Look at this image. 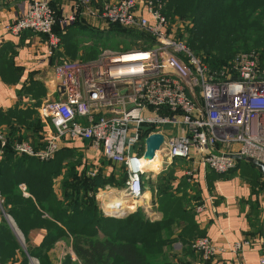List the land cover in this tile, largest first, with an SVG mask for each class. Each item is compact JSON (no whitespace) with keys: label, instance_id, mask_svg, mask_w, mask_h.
Masks as SVG:
<instances>
[{"label":"built area","instance_id":"built-area-1","mask_svg":"<svg viewBox=\"0 0 264 264\" xmlns=\"http://www.w3.org/2000/svg\"><path fill=\"white\" fill-rule=\"evenodd\" d=\"M50 1L19 0L3 28L12 37L42 36L46 44L37 61L45 69L47 89L38 110L45 128L44 148L36 152L17 145L18 155L46 162L60 146L83 142L109 163L122 166L126 179L121 195L103 209L109 217L128 215L141 205L147 174L144 141L151 134L162 135L156 154L168 164L193 155L206 169L226 175L238 164L228 156L238 155L264 166V64L258 53H239L226 67L209 68L169 31L161 0H117L96 9L94 0H67L71 6L59 17ZM84 13L93 25L138 33L146 41L137 39L138 45H150L102 50L92 60L51 64L60 45L54 26L72 24ZM193 172L186 175L193 177ZM202 209L198 206L196 212ZM2 217L13 225L4 212ZM262 228L264 233V210ZM261 240L257 264H264V234ZM247 246L246 241L234 245L237 264H243L240 254ZM190 247L202 261L210 260L215 251L206 237ZM172 249L179 252L181 245L175 243Z\"/></svg>","mask_w":264,"mask_h":264},{"label":"trees","instance_id":"trees-1","mask_svg":"<svg viewBox=\"0 0 264 264\" xmlns=\"http://www.w3.org/2000/svg\"><path fill=\"white\" fill-rule=\"evenodd\" d=\"M229 1L168 0L171 10L176 15L190 17L194 22V27L199 32L196 36L198 44L193 41L190 43V47L198 56L205 58L204 60L199 58V60L211 69L226 67V65L220 67L217 64L224 61L227 55L235 53L239 46L256 47L257 44L255 45L250 41L253 36H261L260 40H256L259 43L264 37V27L260 28L257 24L264 19V0H233L231 5L228 4ZM164 2L161 0L162 11L165 15L170 10L167 11ZM103 3L104 1H100L98 4L94 0L92 7L96 9ZM0 5L3 4L0 3ZM50 6L55 11L56 16L59 17L61 13L54 7L52 1H50ZM106 27L105 30H100L96 25H80L76 21L65 27L56 24L54 31L60 38V45L52 57L51 64L53 62L75 61L58 57L62 42L64 43V38L69 29H75L82 37L91 34V32L108 31L109 33L133 35L134 40L142 38L146 42L138 33L135 36V33L126 32L118 26ZM257 31L259 33H256ZM23 34L30 33H22L20 36ZM231 34L234 36H227ZM227 37L232 41L228 44L229 52L224 55L222 50L216 48L215 42L225 40ZM75 40L76 38H74ZM144 42L140 44L143 47L138 48H147L150 45V43L144 44ZM92 43L98 46L95 49L100 48L98 43L93 41ZM212 51H216L215 56H212ZM254 52L258 53L257 51ZM258 55L261 63L264 64V57L259 53ZM44 75L45 69L32 72L29 84H23L16 90L18 97L30 95L34 104L31 106L15 104L11 108L0 110V207L22 234L26 247V252L20 250L9 225L1 217L0 264H5L7 261L16 264L14 257L17 253L20 255L18 264H29V259L42 262L45 260L46 252L49 251L50 246L55 241L63 239L69 242L68 245L75 258L72 261L75 264H177L169 259L158 261L156 257L168 255V253L173 256L186 253L191 256L193 254L198 256L190 246L194 240L204 236L198 235L194 239L193 237L188 238V232L193 231L195 224L192 217L178 215L180 211L177 203L179 198L175 194L180 185L189 184V181L193 180L191 176L183 175L180 178L176 192L172 186L176 176L171 170L166 171L164 177L161 176L162 179L159 178L160 183L157 184V188L155 187L152 196L157 197L158 206L163 213L160 221L151 222L139 209L124 218L116 219L100 215L93 194L96 195L100 189L105 187H123L124 179H126L123 167H120V174H118L119 170H114L113 165L109 174H101L100 170H96L94 176L89 177L86 172L87 169L93 170L95 168L90 164L88 165L76 149L61 148L55 152L51 160L46 162H41L30 156H19L14 151L16 142L31 137H34L32 139L35 142L38 140V144L43 142L41 140L43 124L38 119V103L45 96L46 88L41 81H38V78L41 76L43 79ZM16 81L17 79H14L13 84ZM39 134L41 139H38ZM75 156H78L79 163L76 165H79L80 169H76L74 162L72 163V158ZM101 164L105 166L110 163L101 161ZM240 167L241 165L237 164L236 168ZM246 168L252 169L254 173H250L251 179L242 178L240 174L241 178L248 181L254 188L255 186L258 188L256 182L258 179L264 181L263 177L252 165L247 164ZM246 168L243 169L250 171ZM207 171L208 174L215 177H225L230 174L229 172L226 175H217L210 170ZM240 171L243 170L240 168ZM59 175L64 178L62 190L69 191L70 189L73 191L75 200L71 205H68L70 202L66 200V195L59 198L53 191V179ZM120 177L122 178L121 181L118 180ZM145 182L146 180L143 179V188H145ZM22 186L24 190L21 189ZM86 187H90L89 198L91 200L89 204L86 203L82 195ZM85 192L87 193V191ZM166 208L168 211L164 210ZM178 227H181L182 233L173 237V231ZM36 231H41L43 237L40 244L33 246L31 234ZM175 243L181 245V250L173 253L172 246ZM207 262L204 261L203 263ZM178 264L186 263L178 262Z\"/></svg>","mask_w":264,"mask_h":264},{"label":"crops","instance_id":"crops-1","mask_svg":"<svg viewBox=\"0 0 264 264\" xmlns=\"http://www.w3.org/2000/svg\"><path fill=\"white\" fill-rule=\"evenodd\" d=\"M51 1L60 13L66 12L71 6L67 0ZM96 1L99 4L100 1L115 2L117 0ZM0 3L4 5V7L0 9V110H6L7 108L13 107L15 104L31 106L34 104L33 98L30 95L18 97L16 95V90L22 87L23 84H29L32 72L41 70L40 64L37 61L43 58L46 50L45 38L33 34H23L19 37L6 35L3 32V28L5 24L11 20L18 0H0ZM76 22L80 25H93V20L85 13L80 16ZM76 37L83 39L75 29H69L64 38V43L62 42L58 57L62 59H64L63 57H67V54L70 52L68 47L71 46V43ZM84 38L90 39V36L87 35ZM39 78L38 81H41L44 88H46L44 80L41 79V76H39ZM14 79H17V81L13 84ZM45 97L46 94L39 100V108L43 104ZM38 119L40 120L39 117ZM44 131L45 128L43 127V132ZM43 137L44 133L42 134V141ZM64 147L76 149L82 156V159L85 160L88 165L90 164L95 168L92 170L94 174L96 170H100L101 174H109L112 171L113 165L115 167H113L114 170H118L120 167L122 168L120 165L111 163L102 166L101 161H105V163L108 161L101 156L100 152H94L89 149L87 143H66L60 146L59 149ZM157 161L162 165L163 162L159 156L154 160V162ZM148 167L147 165L146 170H148ZM165 168L167 171L171 170L173 175L176 176V180L172 182L175 192L180 178L186 175L187 171L195 170V172H193V177H191L193 180L189 181V184L180 185L179 190L175 193L176 197L179 198L177 202L180 210L178 215H182V217H192L195 228L192 232H188V238L193 237L194 239L198 235H202L210 241L212 247L215 249L213 257L208 260L207 263H203L204 261L199 260L198 256L195 254L191 256L189 253V255L187 253L175 255V261L173 260V262L178 264V262L184 259L186 264H237V258H235L233 247L236 243L246 241L249 242V246L244 247L240 254V261L243 264H257L258 257L262 250L261 238L264 234L262 228L264 196L257 193L258 188H256V186L254 188L248 181L243 179L238 182L233 179L235 182L234 184L227 183L231 179H223L224 177H215L212 174H208V169L200 165L198 159L193 155L188 160H173L171 163L169 162V164L166 162ZM159 169L160 168H158V170ZM158 170H150L149 168L150 172L146 174L144 179L156 178V176L160 174ZM154 171H158V173L153 175L152 172ZM239 172L240 170H237V173ZM231 175L234 174L230 172L229 177H233ZM237 184L242 186H238ZM120 194L121 191L117 188L110 187L100 189L96 193V197L99 199L97 209L101 216H105L101 208L105 206V204H111L117 201ZM140 204L141 205L136 210L139 209L151 222H157L162 219L163 213L158 206L156 196L153 197L150 195L147 197L144 193ZM198 206H202L203 209L196 212ZM164 210L168 211L167 208ZM2 212L3 210L1 209L0 219L2 217ZM5 221L9 225V222L7 220ZM11 231L14 233L13 230ZM181 233V227H178L173 231V237L179 236ZM42 237L43 233L41 231L33 232L31 234V244L37 246V240H41ZM168 255L173 257L170 253H168ZM14 258L16 264H18L20 255L17 253ZM5 264H13V262L7 261Z\"/></svg>","mask_w":264,"mask_h":264},{"label":"rangeland","instance_id":"rangeland-1","mask_svg":"<svg viewBox=\"0 0 264 264\" xmlns=\"http://www.w3.org/2000/svg\"><path fill=\"white\" fill-rule=\"evenodd\" d=\"M163 2L165 4V7H166L167 11L170 10L169 13H167V14L165 13V17H166V20H167L169 31H172L174 33V37L178 41L182 42L187 48H189V50L191 49L190 51L194 54V56L200 58L201 60H204L205 59L204 57L198 56L195 53V51L190 47V43L193 42V41L195 42V44H198V39H196V36H197V34L199 32H198L197 28L194 27V22L190 19V17L186 18V17H183V16L176 15L171 10V8L169 6V3H168V0H163ZM232 3H233V0H230L228 4L231 5ZM3 7H4V5H0V9H2ZM165 7H164V10H165ZM257 24L259 25L260 28L264 27V19L261 20V22L257 23ZM98 27L99 28H105L103 26L102 27L98 26ZM131 33H133V32H131ZM256 33H259V32L257 31ZM134 35L136 36V33ZM89 36H90V39H92L93 42L98 43L100 45L99 49H95L98 46H96V44L93 45L92 41H89V39H85L84 37H83V39L79 38V37H76V41H74V43L71 46L68 47L69 50H70V52H69L70 54L67 52L68 53L67 57H63V58L67 59V60L82 61V60H88V59L96 57L102 50L127 51V50H131V49H137L138 47H143V45H138L139 43H137L136 40L133 39V35L122 34V33H99V32L96 33V32H91V34H89ZM227 36H234V35L231 34V35H227ZM260 37L261 36L258 35V37L253 36L250 39V41L252 43H255V45L257 44L256 47L246 48V47H243V46H239L238 50L235 53L227 55L225 60L224 61H220L217 65L220 66V67L221 66H225V65L227 66L229 64V62L232 60V56L237 55L239 53L247 52V51H257L259 54H261L264 57V37L260 41V43L256 41V40H260ZM231 41L232 40L228 39V37L225 38V40H217L215 42L216 48L218 50H222L223 54L225 55V53L229 52L228 51V48H229L228 44ZM89 46H92V47L90 48ZM215 53H216V51H212V53H211L212 56H215ZM221 68H223V67H221ZM32 138H34V137L25 139L24 141H21V142H16L14 144V148L13 149H15V147L17 145H27L33 151L37 152L39 150H42L44 148L45 138L43 137V142L40 143V144H38V140H37V142H35ZM38 139H41V135L40 134L38 136ZM19 156H21V155H19ZM22 156H26V155H22ZM157 156H159L162 159L163 163H162V165L159 164L161 166V167L160 166L158 167V168H160L159 170L156 169L160 173V174H158L156 176V178L145 179L146 182H145L144 193L147 195V197H149L150 195H152L154 193L155 189L157 188L156 187L157 184L160 183L159 182V178H161V176L166 174V171H167V170H165L166 169L165 168L166 159L164 157H162V155L161 156L157 155ZM34 158L39 160V161H41L38 157H34ZM73 162L75 164V168L76 169H80V166L76 165V164L79 163L78 156H75L74 158H72V163ZM238 164L241 165L240 168L243 170V171L239 172L241 174L242 178L251 179L250 173L251 172L254 173V171L252 169L246 168V165L248 163H246L244 161H241V162H238ZM242 167L246 168V169H248L250 171H245ZM148 168H151V167H148ZM240 168H237V169L232 171V173L234 175H231V176H233V177H229V174H228L223 179H231L227 183H234V184H235L234 180H236V182L241 181L242 178H241L240 174L237 173V170H240ZM118 170H119V172L118 171L117 172H118V174H120V172H121L120 168H118ZM158 171L152 172L153 175L158 173ZM86 172H87V175L89 174L88 175L89 177H93L94 176V173H92V170L87 169ZM149 172L150 171L148 169L146 173H149ZM63 180H64V178H63L62 175H59V176H57V177H55L53 179V191L56 194V196L59 197V198L62 197V195H66V200H68L70 202L68 205H71L73 203V201L75 200V197L73 196V191H71L70 189H69V191L68 190H65V191L62 190L61 186H62V183H64ZM118 180L121 181L122 178L120 177ZM256 183L258 185V192L257 193H259L262 196H264V181L262 179H260V180L258 179V182H256ZM238 186H242V185H238ZM89 188L90 187H86V190H84L83 194H82L83 198H84V200L86 201L87 204H89V201L91 200L89 198V193H90ZM122 188L123 187L117 188V189L122 192ZM85 191H87V193ZM93 199H94V201L96 203V206H97V204L99 202V199H98V197H96L95 194H93ZM117 204H120V202H118ZM1 209H0V212H1ZM103 209H104V206L101 208V210H103ZM9 227L15 233V234L14 233L13 234H14V236L16 238V241L18 243V246H19L20 250L22 252H26L25 242H24V238H23L22 234L16 229L14 224L11 225L9 223ZM37 242H38V244H40L41 240L38 239ZM68 244H69V242H67L65 239L55 241L50 246L49 251L46 252L45 260H43L41 262V261H38V260L34 259V261L31 262L30 264H66V263L75 264L72 261V260H75V258L73 257V254H72L71 249H70ZM156 259L158 261H162V260H165V259L174 260V256L171 257V256L165 254V255L157 256ZM181 263H186V262H184V259H183L181 261Z\"/></svg>","mask_w":264,"mask_h":264},{"label":"water","instance_id":"water-1","mask_svg":"<svg viewBox=\"0 0 264 264\" xmlns=\"http://www.w3.org/2000/svg\"><path fill=\"white\" fill-rule=\"evenodd\" d=\"M163 144V137L160 134H151L149 135L145 141H144V146L145 150L143 153V160L145 162H151L156 156V152H158ZM230 159L241 162L244 161L250 165H252L254 168L258 170V172L261 174V176L264 178V166L261 162L251 159V158H242L241 156L238 155H229L228 156ZM127 214H122V215H116V216H111L116 219H121L126 217Z\"/></svg>","mask_w":264,"mask_h":264},{"label":"bare ground","instance_id":"bare-ground-1","mask_svg":"<svg viewBox=\"0 0 264 264\" xmlns=\"http://www.w3.org/2000/svg\"><path fill=\"white\" fill-rule=\"evenodd\" d=\"M156 159H157V154H156L155 158L153 159V161L146 162V165L145 166L148 165L149 167H151L150 169H155V170L158 169V167H159V161L154 162V160H156Z\"/></svg>","mask_w":264,"mask_h":264}]
</instances>
